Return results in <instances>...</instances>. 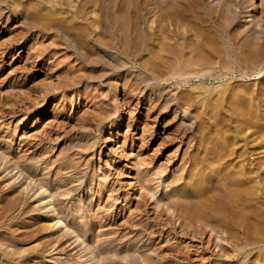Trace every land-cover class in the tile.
<instances>
[{
    "label": "rangeland",
    "instance_id": "1",
    "mask_svg": "<svg viewBox=\"0 0 264 264\" xmlns=\"http://www.w3.org/2000/svg\"><path fill=\"white\" fill-rule=\"evenodd\" d=\"M182 1L141 20L151 0H0V264H264V6ZM11 153L80 179L79 199L52 195L93 226L55 217Z\"/></svg>",
    "mask_w": 264,
    "mask_h": 264
},
{
    "label": "bare ground",
    "instance_id": "2",
    "mask_svg": "<svg viewBox=\"0 0 264 264\" xmlns=\"http://www.w3.org/2000/svg\"><path fill=\"white\" fill-rule=\"evenodd\" d=\"M158 1H160V2H158ZM175 0H163V3H165V4H167V3H172V2H174ZM176 1H178V0H176ZM162 2V0H151V4L150 5H152V8L150 7H146L145 5H144V7H143V5H142V8L140 9L141 10V12H140V19L141 20H144V19H146V15H147V13L148 12H150V10L151 9H154V7H157V4H162L161 3ZM181 4L179 5V4H177V5H179V6H183V2L184 1H182L181 0ZM179 3V2H178ZM199 3V2H198ZM155 4V5H154ZM179 6H178V8H179ZM200 6H201V4H200ZM264 6V0H262V2H259V3H253V7H254V10H261L262 9V7ZM181 7H180V9H181ZM183 8V7H182ZM208 8V10L210 9L209 7H207ZM261 8V9H260ZM175 9H176V7H175ZM235 10V9H234ZM263 10H264V8H263ZM151 11H154V10H151ZM168 11V10H167ZM178 11V10H177ZM176 11V12H177ZM210 12H211V10H210ZM209 12V13H210ZM230 12H232V13H230V16H231V14H233L232 16H236L237 15V13L235 12V11H230ZM151 13V12H150ZM204 13V12H203ZM213 13V12H212ZM222 13H223V11H222ZM207 14H208V12H207ZM120 15V14H119ZM182 15V14H181ZM185 15V14H184ZM221 15H223V14H221ZM231 16V17H232ZM120 17V16H119ZM212 17H214V16H212ZM234 17H232V19H233ZM72 73V72H71ZM72 76V75H71ZM70 77V76H69ZM66 79V78H65ZM64 81V80H63ZM70 81V80H69ZM63 83V82H62ZM60 84V83H59ZM56 90V89H55ZM60 99V98H59ZM72 104H73V102H72ZM71 104V105H72ZM73 106V105H72ZM71 106V107H72ZM120 107H121V112L122 113H119L118 114V118L116 119V123H119L121 120H123V116L125 115V114H127V112L125 111V104L121 101V104H120ZM1 108V107H0ZM62 109V108H61ZM97 109V108H96ZM40 109H38V111H39ZM36 111V110H35ZM92 111V110H91ZM96 111V110H95ZM87 112V111H86ZM40 113H42V112H40ZM92 113V112H91ZM83 114V113H82ZM88 115V114H87ZM94 117V114H90L89 115V117ZM37 117V116H36ZM78 117V116H77ZM82 117V116H81ZM88 117V118H89ZM24 118H25V116H24ZM30 118V117H29ZM21 119V118H20ZM56 119V121H59V120H57V118H55ZM94 119V118H93ZM19 120V119H18ZM26 120V119H25ZM24 120V121H25ZM83 120V119H82ZM95 120V119H94ZM52 121V120H51ZM51 121H47V122H42V124H41V127H39V128H36V131L34 132L35 133V136H32V137H34V139H35V144L37 143H40L43 139H45V137H50L49 135H50V132H51V130H52V128L54 127V126H52V122ZM89 121V120H88ZM19 122H20V120H19ZM18 125V122H17V124H16V126ZM37 125V124H36ZM117 126V125H116ZM113 127H112V124H110L109 126L107 125V130H106V132H108L109 130H111ZM14 129V128H13ZM56 131V130H55ZM15 133V132H14ZM11 134H12V132H11ZM63 134V133H62ZM56 136H58V135H56ZM10 136H8V138H9ZM14 137V136H13ZM31 137V136H30ZM48 139V138H47ZM12 140V139H11ZM114 139H112L111 138V141H113ZM30 141V140H29ZM44 141H46V140H44ZM51 141H53V140H51ZM10 143V142H9ZM12 143V142H11ZM27 144V143H26ZM29 144V143H28ZM32 144V143H31ZM44 146V145H43ZM77 146V145H76ZM158 146V145H157ZM25 147V146H24ZM70 147H72V146H70ZM157 148H159V147H155V149H157ZM13 149V148H12ZM43 149V148H42ZM42 149H40L39 151H41L42 152V154H43V151H42ZM71 149V148H70ZM91 149V148H90ZM88 150V149H87ZM44 151H45V149H44ZM86 151V150H85ZM13 152H16V151H13ZM41 152L38 154V155H36V156H31V158H33V159H31V162H32V160H33V162H35L36 164H37V162H39V163H42V162H48V159L46 158V157H44V156H42V154H41ZM10 153V152H9ZM22 153V152H21ZM127 153V152H126ZM129 153V155H133L134 156V158H135V156L137 157V155L135 154L136 152H134L132 149L128 152ZM12 154V153H11ZM15 154V153H14ZM14 154H12L13 156L12 157H14V158H16V160H17V162H20V165L21 166H23L24 167V169H25V171H27L28 173H30V174H32L34 177H36V178H38L39 179V184L37 185V188L35 189V192H38V193H40L41 192V194H43V193H45V195H43V196H41V197H39V198H37V199H39V201L41 200V198H45V197H48V196H52V201H49V202H47V204L46 205H48V204H51V203H54L55 205V207H53V215L56 217V216H58L57 214H58V211L59 210H67V212H68V216L69 217H71L70 219H69V221H68V223L70 222V223H72V225L74 226V227H81V226H84V225H86V223H88L89 224V226H93V224L95 223V219H94V213L93 214H91L90 215V217H91V220L89 221V222H87V220H85V219H83V218H77L75 215H74V212L75 211H77V210H79L80 208H79V204L77 205V203L75 204H72V205H70L69 207H67V208H65V205H64V199L63 198H59V197H55V196H53L52 195V191L54 190V191H59L60 193H63V194H65V193H68V195L70 194V197H72L73 199H79L80 197H79V194H77L76 192H77V190H82L83 189V182H81V181H75L76 179H73V178H69V177H71V176H69L68 178H62L61 176H60V178H56V179H54V180H51L50 179V177H49V175H48V173L49 172H44V171H37L38 169H34V168H32L31 166H29V165H25L26 163V160H27V158L30 156V155H27V157L25 156V158H26V160H25V158H24V155H25V153L22 155V154H20V153H16L15 155ZM19 154H20V156H19ZM137 154H138V152H137ZM141 154V153H140ZM22 155V156H21ZM45 155V154H44ZM122 156V155H121ZM143 156H146V155H144L143 153H142V155H141V157H143ZM25 160V162L23 161V159ZM54 158V157H53ZM22 159V160H21ZM28 159H30V157L28 158ZM51 159V158H50ZM144 160L145 161V159H147V158H144V159H142V158H140V156L138 155V160ZM151 159V158H150ZM74 160V159H73ZM141 160L139 161V162H141ZM23 161V162H22ZM68 161V160H67ZM66 161V162H67ZM135 161V160H134ZM144 161L142 162V163H144ZM147 161H148V159H147ZM146 161V162H147ZM32 162V163H33ZM60 162H62V161H60ZM60 162H59V164H60ZM70 162V161H69ZM68 162V163H69ZM25 163V164H24ZM53 163V162H52ZM132 163V162H131ZM142 163H140L141 165H142ZM45 164H47V163H45ZM50 164V163H49ZM65 164V163H64ZM145 164H147V163H145ZM145 164H143V165H145ZM42 166H43V164H41ZM61 165V164H60ZM47 166V165H46ZM58 166V165H57ZM62 166V165H61ZM60 166V167H61ZM69 166V165H68ZM103 166V165H102ZM135 166H137V165H135ZM139 166V165H138ZM146 166V165H145ZM37 168V167H36ZM42 168V167H41ZM43 168H45L46 169V167H43ZM64 168V167H63ZM73 168V167H72ZM140 168V167H139ZM100 169H101V167H100ZM41 170H43V169H41ZM61 168H57V170L56 171H59V173L61 172ZM66 170V169H65ZM102 170V169H101ZM100 171V170H99ZM63 172V171H62ZM55 173V172H54ZM141 173V172H140ZM63 174V173H62ZM101 174V175H100ZM100 176H103L102 174H103V171H100ZM132 176H131V178H133L134 179V184H136V185H140V187H138L139 189H134L133 190V194H135L134 196H133V200H132V203H133V205H135V206H137V205H139L141 202L142 203H148V198H147V196H146V193L144 192V191H142L141 189L143 188V190H144V187H143V184L145 183L146 184V182H145V179L144 178H147L148 176H147V174H144V175H141L142 177H140V175L139 174H137V173H135L134 175L133 174H131ZM145 176H147V177H145ZM57 177V176H56ZM144 177V178H143ZM103 178V177H102ZM141 178H143V179H141ZM93 179V178H92ZM37 180V179H36ZM94 180H95V178H94ZM107 180V179H106ZM141 180H144V183H142L143 181H141ZM146 180H148V178L146 179ZM114 182V181H113ZM38 183V182H37ZM85 183V182H84ZM133 183V182H132ZM131 183V184H132ZM102 184H103V182H102ZM106 184H108L107 182H104V186L102 187L101 186V188H98V189H96V188H94V187H92L91 186V188L93 189L94 188V190H92V192H100V197H101V195H103L104 193L106 194L105 195V199L104 200H106V202H107V200L108 199H110L113 195L117 198L120 194H119V192L120 191H117V189H119L120 190V187L118 186H115L113 183H112V185H110L113 189L108 193V189H106L105 190V186H106ZM125 184V183H124ZM146 186V185H145ZM158 186H160V185H158ZM134 186H132V188H133ZM136 187V186H135ZM142 187V188H141ZM147 187V186H146ZM237 188H238V186H236ZM240 187V186H239ZM122 188V187H121ZM148 188V187H147ZM156 188V187H155ZM32 189V188H31ZM34 190V189H33ZM52 190V191H51ZM123 190H124V188H123ZM132 190V189H131ZM150 190H151V188H150ZM17 191V189H14V187H11V189L9 190V192H7L8 194L9 193H11V194H13V195H17V197H19L18 199H24V201H26L27 199H25V198H27L26 196H25V192H26V190H25V192H23V191H20L18 194H15V192ZM146 191V190H145ZM153 191V190H152ZM158 191V190H157ZM28 192V191H27ZM156 192V191H155ZM237 192V191H236ZM55 192H53V194H54ZM57 194H58V192H56ZM122 193H124V195H123V198H124V200H126V201H128V202H130L131 201V197H130V192H129V189L128 190H125V191H122ZM149 193V192H148ZM27 194V193H26ZM29 194V193H28ZM35 194V193H34ZM37 194V193H36ZM150 194V193H149ZM148 194V195H149ZM151 194L153 195V192H151ZM155 194V193H154ZM33 195V194H32ZM10 196V195H9ZM38 196H39V194H38ZM57 196V195H56ZM113 196V197H114ZM132 196V195H131ZM154 196V195H153ZM30 197H32V196H29V199H30ZM114 197V198H115ZM14 198H16V197H14ZM102 199V200H103ZM160 198H158L157 197V200H159ZM174 200V199H173ZM38 201V200H37ZM141 201V202H140ZM20 202V201H19ZM102 202V204L103 203H105L104 201H101ZM159 202V201H158ZM92 203V202H91ZM138 203V204H137ZM141 203V204H142ZM26 204V203H25ZM101 204V206H103ZM105 204H107V203H105ZM144 205V204H143ZM143 205H140V206H143ZM148 205V204H147ZM25 206V205H24ZM68 206V205H67ZM92 206V205H91ZM101 206L99 205V203L97 202V204H96V202H95V204H93V206L91 207L92 208V210H93V212H94V210L96 211V214L98 213V214H100L101 212H104V211H106V210H102V208H101ZM105 206V205H104ZM112 206V205H111ZM42 208V207H41ZM132 208V207H131ZM130 208V209H131ZM133 208H134V206H133ZM133 208H132V210H133ZM137 207H135L134 208V210L136 209ZM26 209V208H25ZM107 209V208H106ZM108 210V209H107ZM141 210V209H140ZM26 211V210H25ZM50 212V211H49ZM130 212H131V210H130ZM136 213V212H135ZM134 214V213H133ZM42 215V214H41ZM132 215V214H131ZM130 215V216H131ZM52 216V215H51ZM136 217V216H135ZM29 218H31V217H29ZM28 219V218H27ZM61 218H59L58 220H60ZM90 219V218H89ZM30 220V219H29ZM136 220V219H135ZM134 220V221H135ZM28 221V220H27ZM57 221V220H56ZM68 223L66 224V225H68ZM55 224V223H54Z\"/></svg>",
    "mask_w": 264,
    "mask_h": 264
}]
</instances>
